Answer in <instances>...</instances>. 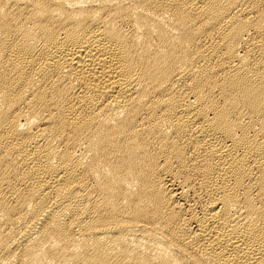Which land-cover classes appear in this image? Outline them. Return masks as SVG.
Here are the masks:
<instances>
[{
  "label": "bare ground",
  "instance_id": "bare-ground-1",
  "mask_svg": "<svg viewBox=\"0 0 264 264\" xmlns=\"http://www.w3.org/2000/svg\"><path fill=\"white\" fill-rule=\"evenodd\" d=\"M0 264H264V0H0Z\"/></svg>",
  "mask_w": 264,
  "mask_h": 264
}]
</instances>
